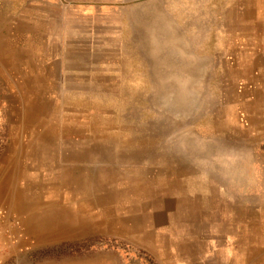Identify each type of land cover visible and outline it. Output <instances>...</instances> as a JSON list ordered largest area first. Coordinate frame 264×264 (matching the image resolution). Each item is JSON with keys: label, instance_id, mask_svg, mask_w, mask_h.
<instances>
[{"label": "rangeland", "instance_id": "obj_1", "mask_svg": "<svg viewBox=\"0 0 264 264\" xmlns=\"http://www.w3.org/2000/svg\"><path fill=\"white\" fill-rule=\"evenodd\" d=\"M44 14L42 62L0 79V264H173L264 204V0Z\"/></svg>", "mask_w": 264, "mask_h": 264}, {"label": "crops", "instance_id": "obj_2", "mask_svg": "<svg viewBox=\"0 0 264 264\" xmlns=\"http://www.w3.org/2000/svg\"><path fill=\"white\" fill-rule=\"evenodd\" d=\"M44 3L45 0H0V79L11 78L10 71H21L29 62H42L44 38L55 39L53 33L45 35ZM243 210L242 219L225 215L220 221L207 223L210 227L204 228L209 231L206 234L204 229H200L203 233L195 232L197 236L190 232L195 237L189 236V249L175 255L173 264H264V204L254 208L244 205ZM43 224V220H36L35 228L29 227L39 230L31 232L37 243L43 237L49 241L54 233L46 231ZM52 228L57 227L51 225L49 229ZM0 236V247L10 249L13 242L3 233Z\"/></svg>", "mask_w": 264, "mask_h": 264}]
</instances>
